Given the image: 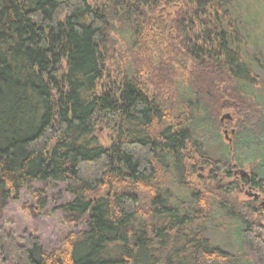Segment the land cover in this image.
<instances>
[{"label":"trees","instance_id":"16d2710c","mask_svg":"<svg viewBox=\"0 0 264 264\" xmlns=\"http://www.w3.org/2000/svg\"><path fill=\"white\" fill-rule=\"evenodd\" d=\"M256 1L0 0V204L65 183L78 227L58 248L3 229L0 264H264ZM217 219L238 253L208 236Z\"/></svg>","mask_w":264,"mask_h":264},{"label":"rangeland","instance_id":"374dc122","mask_svg":"<svg viewBox=\"0 0 264 264\" xmlns=\"http://www.w3.org/2000/svg\"><path fill=\"white\" fill-rule=\"evenodd\" d=\"M257 1L261 2L262 0ZM257 24L259 26L254 32L260 35V29L264 28V18L262 16H260ZM263 35L264 31L262 37ZM115 49L116 51L114 52ZM120 50L122 51V48L117 45L109 52L110 60L108 65H110V70L113 71L112 76L116 75L118 59L122 53ZM224 114H229L231 117H223L224 122L221 132L223 142L210 150L211 154L217 158L221 156L220 149L222 146L232 141L231 131H233L236 121L233 116L235 114L233 109L223 110L222 115ZM98 133L103 143H110L111 133L109 134L107 130L103 129H100ZM247 170H249L248 165L245 167V171ZM201 173L202 171L195 173L196 176L194 178ZM241 195L243 199L250 197L248 189ZM71 198V194L65 190V183L33 181L30 186L22 188L17 198L0 204V231L4 229L11 232L19 240H22L24 234L32 235L40 240L44 248H58L70 230L76 231L75 229H78V227H74V224L69 222L60 207ZM216 222L221 224V227H215L216 230L209 229L208 236L227 251L238 253L239 225L233 219H226L225 221L217 219Z\"/></svg>","mask_w":264,"mask_h":264},{"label":"water","instance_id":"95a60500","mask_svg":"<svg viewBox=\"0 0 264 264\" xmlns=\"http://www.w3.org/2000/svg\"><path fill=\"white\" fill-rule=\"evenodd\" d=\"M225 116H227V117H231V116H229V114H227V115H225ZM235 166H236V165H235ZM241 172H244V171L241 170ZM247 173H248V172H244L245 175H247Z\"/></svg>","mask_w":264,"mask_h":264}]
</instances>
